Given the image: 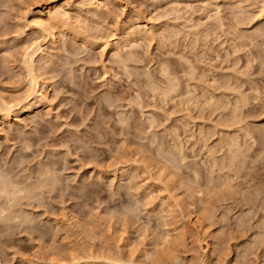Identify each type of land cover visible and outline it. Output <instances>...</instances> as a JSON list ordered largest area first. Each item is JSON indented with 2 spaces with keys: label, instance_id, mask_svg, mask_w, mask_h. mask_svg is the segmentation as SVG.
Returning <instances> with one entry per match:
<instances>
[{
  "label": "rangeland",
  "instance_id": "374dc122",
  "mask_svg": "<svg viewBox=\"0 0 264 264\" xmlns=\"http://www.w3.org/2000/svg\"><path fill=\"white\" fill-rule=\"evenodd\" d=\"M37 4L0 0V99L25 105L33 41L48 82L0 118V264H148L164 237L178 264H264V0H61L57 49ZM135 26L155 33L117 49Z\"/></svg>",
  "mask_w": 264,
  "mask_h": 264
},
{
  "label": "bare ground",
  "instance_id": "6f19581e",
  "mask_svg": "<svg viewBox=\"0 0 264 264\" xmlns=\"http://www.w3.org/2000/svg\"><path fill=\"white\" fill-rule=\"evenodd\" d=\"M171 1V0H170ZM246 1V0H245ZM60 2H61V0H56V3L54 4V6H52V7H49V0H43V2H41V3H38L37 5H35V6H33V8H31V11L29 12V14H28V16H27V26H29L31 29H38V30H41V32L43 31V33H46L47 34V36L49 37V42H50V46L51 47H56V49H57V47L60 45V41H59V38L56 36V33H55V29L56 28H61L63 31H65L64 33H68V34H73V35H78V32H77V30H75L74 28H73V26L72 27H70L69 25H67L68 23H66V20H64V19H59V21L58 22H52L50 25H49V27L47 28V29H41V28H37V27H35V26H30L31 25V21L32 20H44L45 22H48V20H49V17L51 16V14L56 10V8H60ZM212 2V1H211ZM90 3H91V5L92 4H94V6H95V0H90ZM97 3V2H96ZM170 4V3H169ZM209 4V3H208ZM97 6V5H96ZM175 6V5H174ZM219 7V6H218ZM28 11V10H27ZM66 12H68V11H66ZM101 12V11H100ZM244 12V11H243ZM69 14V13H68ZM67 14V15H68ZM219 15V14H218ZM70 16V15H69ZM217 17V16H216ZM215 17V18H216ZM142 20V19H141ZM136 23V22H135ZM136 25V24H135ZM152 25V24H151ZM141 26V25H140ZM139 26V27H140ZM146 26V25H145ZM150 26V25H149ZM152 28V30H154L156 27H155V25H153V26H151ZM143 28V27H142ZM168 29V28H167ZM151 31V30H150ZM150 31H149V33L148 34H150ZM155 31V30H154ZM153 31V32H154ZM148 32V30L146 31V30H143V29H141V27L140 28H137V26H135L134 28L132 27V29L131 30H129V31H125V33H124V35L121 37V39H119L117 42H115V44H116V47H118L117 49H122V48H120V47H123V46H127L128 45V47H129V44L130 43H128V41L130 40L129 38H131V37H133V36H138L139 37V35L140 36H143V35H148V34H146ZM152 32V31H151ZM152 32V34H154ZM172 32V31H171ZM45 34V35H46ZM151 34V35H152ZM172 34H173V32H172ZM171 34V35H172ZM151 35H150V38H152L153 36H155V35H153L152 37H151ZM65 36V35H64ZM145 37H147V36H145ZM169 37V36H168ZM76 38V37H75ZM141 38V37H140ZM149 38V37H148ZM242 38V37H241ZM132 39V38H131ZM136 39V38H135ZM164 39H165V37H164ZM167 39V38H166ZM87 40V39H86ZM35 41H33V43H34ZM62 43V42H61ZM105 43V42H104ZM106 44V43H105ZM115 44H114V46H115ZM135 44H137V43H135ZM140 44V43H139ZM1 45V44H0ZM4 45V44H3ZM2 45V46H3ZM131 45H133L134 46V43H132ZM47 47V46H46ZM60 47V46H59ZM111 47H113V46H111ZM110 47V48H111ZM137 47V46H136ZM131 48V47H130ZM133 48V47H132ZM138 48V47H137ZM141 48V47H140ZM25 49H27L26 48V46H25ZM104 49V48H103ZM39 52H43V49H42V45H41V43H38L37 44V46L35 47V48H32V45L27 49V51L25 52L24 51V53H26V57H25V55H23L25 58H24V62L23 63H25L24 65H25V67H26V65H27V67L25 68L26 69V71H27V73H28V75H29V70H31V78H30V76H29V84H28V93L26 94V97H25V101H24V103H25V105H23V106H20V109H19V106L18 105H22L21 104V100H19V101H17L18 103H12L11 101L10 102H8V100L6 101V99H0V118L3 120V121H12V120H17L18 119V117H17V114L18 113H20V112H22V111H24V110H28V109H31V107L33 106L31 103H32V100L34 99V98H36L35 96L38 94L37 92H41V97H42V99H44V101L46 100V101H48V82H43V84H41V80H39L40 79V74L38 75V73L36 74V54H38ZM60 52V51H59ZM112 53H114V52H112ZM116 53V52H115ZM123 53V52H122ZM110 55V54H109ZM51 56V55H50ZM132 56V55H131ZM130 56V57H131ZM43 57V56H42ZM127 57H129V56H127ZM118 58H120V57H118ZM133 58V57H132ZM134 59H135V57H134ZM140 59V58H139ZM43 60V59H42ZM125 60V59H124ZM129 60V59H128ZM40 61V60H39ZM129 62V61H128ZM50 63V62H49ZM121 63V62H120ZM124 63V62H123ZM51 64V63H50ZM54 64V63H53ZM125 64V63H124ZM40 65H42V64H40ZM48 65V64H47ZM52 65V64H51ZM39 66V65H38ZM127 66V65H126ZM48 67V66H47ZM165 67H166V65H165ZM128 68V67H127ZM161 68H162V66H161ZM43 69V68H42ZM125 69V68H124ZM166 69V68H165ZM45 70H46V68H45ZM52 70V69H51ZM127 70V69H126ZM169 71V70H168ZM42 72V71H41ZM46 72V71H45ZM44 72V73H45ZM127 72V71H126ZM129 72V71H128ZM130 73V72H129ZM161 73V72H160ZM162 73H163V69H162ZM165 73V72H164ZM168 72H166L165 74H167ZM169 74V73H168ZM168 74H167V76H168ZM27 75V76H28ZM131 75V74H130ZM150 75V74H149ZM42 76V75H41ZM152 76V75H151ZM35 80V83L33 84L32 83V80ZM45 79V78H44ZM168 79H169V77H168ZM175 79V78H174ZM173 79V81H176V80H174ZM47 81H48V79H47ZM170 82L172 83V79H170ZM176 85V84H175ZM178 85V84H177ZM176 87V86H175ZM159 88H161V87H159ZM174 88V86H173V84H171L170 85V87L168 88V91H167V89H166V91H163L162 92V94L163 95H165V94H167V92H169L170 90H172ZM161 90V89H160ZM159 90V91H160ZM29 92H31L32 94L29 96L28 94H29ZM36 94V95H35ZM161 94V93H160ZM160 97V96H159ZM163 97V96H162ZM38 98V97H37ZM36 98V99H37ZM51 100V99H50ZM23 102V101H22ZM40 103V102H39ZM43 103V102H42ZM34 104V103H33ZM47 104V103H46ZM211 104V103H210ZM248 104V103H247ZM212 105V104H211ZM9 106H12L11 108H9ZM17 108L19 109V110H17ZM21 114V113H20ZM19 116V115H18ZM150 120V119H149ZM154 122V121H153ZM150 123H151V121H150ZM246 132V131H245ZM231 135V134H230ZM247 135V134H246ZM153 137V136H152ZM157 140V139H156ZM28 144V143H27ZM173 144V143H172ZM233 144V143H232ZM176 147V146H175ZM182 148V147H181ZM178 152V151H177ZM168 158V157H167ZM174 159V158H173ZM168 162V161H167ZM216 162V161H215ZM49 167V166H48ZM53 167V166H52ZM42 168V167H41ZM5 169V168H4ZM171 172V171H170ZM226 172V171H225ZM35 173V172H34ZM48 173V177H49V172H47ZM51 174V173H50ZM43 175V174H42ZM46 175V174H45ZM3 177V176H2ZM51 177V176H50ZM52 177H53V181L51 182L52 184V187H50V189L52 188H55V186L57 185V183H58V180H57V177H56V175H53L52 174ZM5 178V177H4ZM44 178V177H43ZM46 178V177H45ZM60 178V177H59ZM61 179V178H60ZM16 180V179H15ZM38 180V179H37ZM2 181V183H3V186L2 187H0V193H2V191L3 190H5V194H7L8 193V191H7V189H8V187H10V186H12V188L14 189L15 187L13 186V185H11L13 182L10 180V178L7 180V178H5V179H3V180H1ZM8 181H10V183L8 182ZM48 181V180H47ZM174 181V180H173ZM6 182H8V184H6ZM41 182V181H40ZM43 182V181H42ZM37 183V182H36ZM16 185H18L17 183H15ZM39 185H40V183H39ZM30 186V185H29ZM58 186V185H57ZM31 187V186H30ZM40 187V186H39ZM11 188V187H10ZM17 188V187H16ZM16 188H15V190H16ZM18 188H20V187H18ZM25 189V188H24ZM28 189V188H27ZM37 189V188H36ZM56 189V188H55ZM12 190V189H11ZM19 190V189H18ZM18 190H16V191H18ZM29 190V189H28ZM27 190V191H28ZM12 191H14V190H12ZM7 192V193H6ZM20 192H23V191H20ZM19 192V193H20ZM42 193V192H41ZM3 194V193H2ZM13 194H15V193H13ZM22 194H24V193H22ZM27 195V194H26ZM7 196V195H6ZM10 197H11V199H12V197L13 196H11V195H9ZM27 197H29V196H27ZM30 197H33V196H30ZM8 198V197H7ZM9 200V199H8ZM166 201V200H165ZM11 205V204H10ZM183 205H187L185 202H183ZM5 208H7V207H5ZM10 209V208H9ZM8 210V209H7ZM22 211V210H21ZM23 213V212H22ZM171 215V214H170ZM18 216H19V214H18ZM29 218V217H28ZM194 218V217H193ZM5 219V218H4ZM27 222V221H26ZM166 223V222H165ZM73 224V223H72ZM75 226H79V224L77 223ZM180 226V225H179ZM81 227V226H80ZM184 228V226H182L181 227V229H183ZM81 230V229H80ZM120 237H122V235L120 236ZM125 239V238H124ZM207 241V240H206ZM126 244V243H125ZM144 249V248H143ZM149 252L148 251H146L145 250V252L141 255L142 257H146V258H148V256L149 255H151V254H148ZM111 260V259H110ZM83 261V260H82ZM79 263H81V262H79ZM77 264V263H76ZM81 264H88L87 262H84V263H81Z\"/></svg>",
  "mask_w": 264,
  "mask_h": 264
},
{
  "label": "snow or ice",
  "instance_id": "6c2138e0",
  "mask_svg": "<svg viewBox=\"0 0 264 264\" xmlns=\"http://www.w3.org/2000/svg\"><path fill=\"white\" fill-rule=\"evenodd\" d=\"M41 2H43V0H34V3H41ZM55 3H56V0H49V7L54 6ZM100 7H103V6L100 5ZM30 11H31V7H29L28 11H25L23 13V15L24 16H28ZM219 11L220 10L217 9V12H219ZM61 18L64 19V20L70 19L68 17L67 13L64 11L63 7L56 8V10L49 17L48 22H45L44 20H32L30 26H35V27L41 28V29H47L52 22H58L59 19H61ZM115 18L118 21L120 17H119V15H116ZM209 19L211 20L212 17H209ZM249 23H250V25L253 28H255V25L257 23H264V6L260 7L258 15L252 16L250 18ZM258 35H259V38L261 40H264V30H261ZM38 43H39V41L34 42L33 45H32V48H35ZM104 48L107 49L108 45L105 44ZM261 74L264 75V64L261 65ZM31 75H32L31 74V70H29L30 78H31ZM107 75H108V73H105L104 77H106ZM104 77H101V79L103 80ZM129 79H131V77H129ZM32 83L33 84L35 83L34 79L32 80ZM172 91L174 92V91H176V89L173 88ZM31 94L32 93L29 92L28 95L30 96ZM11 107L12 106H9V108H11ZM148 131L151 132L152 128H149ZM260 132H261L262 135H264V128H261ZM121 146H123V145H121ZM61 148L65 149V150H68V146L67 145H61ZM97 167H99V165H97ZM89 168H91V165H89ZM161 175H163V172H161ZM196 179L199 180L200 177L197 176ZM199 195L201 197H203L204 193L200 192ZM97 211H99V208L97 209ZM169 239H170V237H164L163 238V245L157 247L156 254L148 256V258H147L148 264H178V261H174L175 253H171V252H168L166 250V246L168 244ZM132 255L135 256V252H133ZM25 259H27V257H25ZM136 259H139V257H136ZM53 260H55V257H53ZM94 264H135V261L133 259H131V258L128 259V260L111 261V260H106V258H104V257H95L94 258ZM141 264H144V262L141 261Z\"/></svg>",
  "mask_w": 264,
  "mask_h": 264
}]
</instances>
